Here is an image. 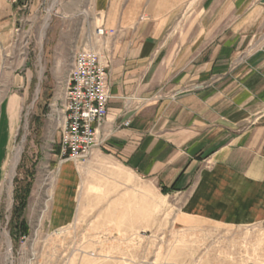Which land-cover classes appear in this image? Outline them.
<instances>
[{"label":"crops","instance_id":"1","mask_svg":"<svg viewBox=\"0 0 264 264\" xmlns=\"http://www.w3.org/2000/svg\"><path fill=\"white\" fill-rule=\"evenodd\" d=\"M35 1L0 0V48ZM91 21L52 24L47 46L52 61L68 53L67 75L98 39L111 97L92 154L173 198L178 224L264 223V0H93ZM0 111L5 146L18 115L10 101ZM56 197L66 221L67 195Z\"/></svg>","mask_w":264,"mask_h":264},{"label":"rangeland","instance_id":"2","mask_svg":"<svg viewBox=\"0 0 264 264\" xmlns=\"http://www.w3.org/2000/svg\"><path fill=\"white\" fill-rule=\"evenodd\" d=\"M21 13L14 47L0 48V110L10 101L18 115L5 146L0 140V264H264V223L178 224L173 198L93 148L84 159L60 162L57 114L68 53L52 61L47 31L77 20L93 28V0H36ZM15 148L20 155L9 180ZM24 183L27 231L15 237L14 192ZM64 192L66 221L54 211Z\"/></svg>","mask_w":264,"mask_h":264},{"label":"built area","instance_id":"3","mask_svg":"<svg viewBox=\"0 0 264 264\" xmlns=\"http://www.w3.org/2000/svg\"><path fill=\"white\" fill-rule=\"evenodd\" d=\"M9 1L16 3L18 0ZM101 33L102 30L97 29L96 38ZM110 97L108 65L98 46V39L85 42L74 52L64 79L57 114L61 132L60 162L67 158L87 157L97 144L96 131L106 118ZM127 125V121L123 123V126Z\"/></svg>","mask_w":264,"mask_h":264},{"label":"trees","instance_id":"4","mask_svg":"<svg viewBox=\"0 0 264 264\" xmlns=\"http://www.w3.org/2000/svg\"><path fill=\"white\" fill-rule=\"evenodd\" d=\"M163 190L164 188L162 187V191ZM29 191L30 187L28 183H24L23 185H19L15 188L14 205L10 220L11 231L14 233L13 236L15 237L24 236L27 231V225L25 224L22 216Z\"/></svg>","mask_w":264,"mask_h":264},{"label":"bare ground","instance_id":"5","mask_svg":"<svg viewBox=\"0 0 264 264\" xmlns=\"http://www.w3.org/2000/svg\"><path fill=\"white\" fill-rule=\"evenodd\" d=\"M49 18V15L47 16L45 22H44V27L47 25V20ZM42 33H41V36L42 37ZM40 39V38H39ZM41 40V39H40ZM19 155H20V149L19 148H15L13 153H12V156L10 157V160H9V170H8V179L11 180L12 178V175L14 173V169L16 167V164L18 162V159H19Z\"/></svg>","mask_w":264,"mask_h":264}]
</instances>
